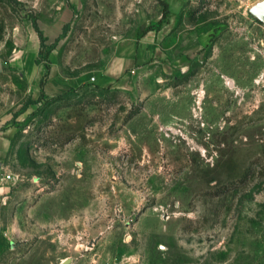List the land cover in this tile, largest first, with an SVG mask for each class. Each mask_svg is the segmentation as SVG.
<instances>
[{
  "label": "rangeland",
  "instance_id": "rangeland-1",
  "mask_svg": "<svg viewBox=\"0 0 264 264\" xmlns=\"http://www.w3.org/2000/svg\"><path fill=\"white\" fill-rule=\"evenodd\" d=\"M262 2L0 0V264H264Z\"/></svg>",
  "mask_w": 264,
  "mask_h": 264
},
{
  "label": "crops",
  "instance_id": "crops-1",
  "mask_svg": "<svg viewBox=\"0 0 264 264\" xmlns=\"http://www.w3.org/2000/svg\"><path fill=\"white\" fill-rule=\"evenodd\" d=\"M139 44L140 43H137V41H135V43L132 46H129V48L127 49V52L125 53V57L120 58L119 61L115 60L114 62H111L109 65H107V67L102 72V74H100L98 77L94 79L91 78V80H93V82L95 81L97 85L111 87V88H115L118 90L123 89L126 86V84H120L119 86H117L116 81L117 79L121 77V75L126 70L130 68H134L138 65V61H139L138 52L140 49ZM77 84H79V82H74L73 80L62 78V79H58L56 88H57V91L59 90V92H62V91H66L67 89L71 87H75ZM45 85H44V88H45ZM48 91L49 90L47 89L46 93H48ZM4 152L5 150L0 144V161L3 158ZM7 187H8V184L6 180L2 178V173L0 172V210H1V202L4 198L5 193L7 192ZM2 232L3 230H2L1 222H0V244H1V239H3Z\"/></svg>",
  "mask_w": 264,
  "mask_h": 264
},
{
  "label": "trees",
  "instance_id": "trees-1",
  "mask_svg": "<svg viewBox=\"0 0 264 264\" xmlns=\"http://www.w3.org/2000/svg\"><path fill=\"white\" fill-rule=\"evenodd\" d=\"M159 1H162V0H159ZM168 12V7L166 4H164V7H163V14H166ZM38 32V35H39V39L41 40V43L43 45V43L45 42V38L42 36L41 32L38 30V28L36 26H34ZM41 53V51L39 52ZM45 68L47 70H49V67L48 66H45ZM47 77H48V73L46 72L43 77L41 78L40 82H39V87L41 88V91H42V87H44L45 83H46V80H47Z\"/></svg>",
  "mask_w": 264,
  "mask_h": 264
},
{
  "label": "water",
  "instance_id": "water-1",
  "mask_svg": "<svg viewBox=\"0 0 264 264\" xmlns=\"http://www.w3.org/2000/svg\"><path fill=\"white\" fill-rule=\"evenodd\" d=\"M250 13L261 22H264V2L253 7Z\"/></svg>",
  "mask_w": 264,
  "mask_h": 264
}]
</instances>
